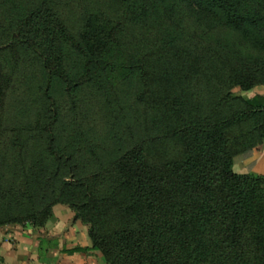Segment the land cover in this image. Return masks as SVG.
<instances>
[{"label":"trees","instance_id":"obj_1","mask_svg":"<svg viewBox=\"0 0 264 264\" xmlns=\"http://www.w3.org/2000/svg\"><path fill=\"white\" fill-rule=\"evenodd\" d=\"M195 1L240 32L248 22L237 0ZM25 16L17 40L42 48L47 74L63 75L57 33L63 34L62 24L57 20L51 30L55 16L43 8ZM108 30L92 65H108L118 53L120 41ZM254 46L264 50V40ZM209 62L180 49L145 56V96L160 118L161 135L84 177L48 176L46 169L26 175L19 186L5 185L0 177V227L26 220L44 227L61 203L89 226L93 243L68 247L66 241L62 253L99 251L106 264H264V175L234 169L237 155L264 141V97L251 92L255 83H264V71L258 80L252 67L228 75ZM210 77L218 90L204 104L194 85ZM6 85L0 70V94ZM236 86L247 97L233 95ZM44 128L53 144L52 124Z\"/></svg>","mask_w":264,"mask_h":264},{"label":"rangeland","instance_id":"obj_2","mask_svg":"<svg viewBox=\"0 0 264 264\" xmlns=\"http://www.w3.org/2000/svg\"><path fill=\"white\" fill-rule=\"evenodd\" d=\"M237 1L238 13L248 21L241 32L195 0H0V70L7 79L0 94V177L5 185L19 186L26 175L46 169L48 176L84 177L161 135L160 118L145 96L149 87L141 62L147 55L180 49L200 54L228 75L252 67L260 80L264 50L254 44L264 40V0ZM40 8L56 17L45 22L51 30L57 20L63 26V34L57 31L63 40V75L47 74L42 48L17 40L22 39L21 19ZM108 29L120 41L118 53L108 65H92L89 60L99 56L96 49ZM94 50L97 55L91 54ZM263 87L255 83L251 92ZM194 88L204 104L218 90L212 77ZM231 92L249 94L238 86ZM51 124L53 144L44 128ZM168 148L173 151V145ZM56 207L68 208L76 219L67 205H54L53 213ZM20 225L34 226L29 220Z\"/></svg>","mask_w":264,"mask_h":264},{"label":"crops","instance_id":"obj_3","mask_svg":"<svg viewBox=\"0 0 264 264\" xmlns=\"http://www.w3.org/2000/svg\"><path fill=\"white\" fill-rule=\"evenodd\" d=\"M252 93L264 97V87ZM234 161L237 173L264 175V141L237 155ZM60 210L62 216H58ZM42 239L43 254L40 253ZM53 241L59 242L57 248L51 246ZM66 241L68 247L93 246L88 225L74 219L68 208L56 207L44 227L20 224L0 227V264H106L99 251L62 253Z\"/></svg>","mask_w":264,"mask_h":264}]
</instances>
